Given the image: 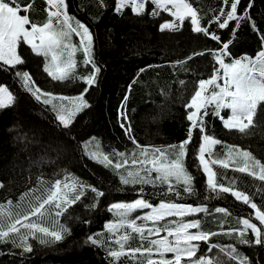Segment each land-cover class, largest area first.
I'll use <instances>...</instances> for the list:
<instances>
[{
	"label": "snow or ice",
	"instance_id": "1",
	"mask_svg": "<svg viewBox=\"0 0 264 264\" xmlns=\"http://www.w3.org/2000/svg\"><path fill=\"white\" fill-rule=\"evenodd\" d=\"M253 3L254 0H249L247 8L239 11L241 0H220V8L212 10V15L206 17L191 0H116L114 11L117 13L130 9L138 16L168 14L172 19L160 25L161 32H179L187 20L193 33L212 39L218 48L190 53L173 63L174 67L182 66L196 55H209L215 62L209 77L197 81L196 89L184 104L189 125L183 141L166 146L141 145L132 132L126 112H121L118 117L120 126L133 145L131 151L114 150L106 154L100 150L95 137L80 142L82 153L111 169L122 186H141L140 195L134 201L110 205L109 211L116 219L105 224L106 232H101L99 237L89 234L87 238L92 245L106 249L109 264H119L122 258H128L129 264H223L218 259L214 262L206 258V254L197 255L200 242L208 243L218 234L236 236L239 245L264 247V196L259 204L255 199L256 195L264 193V161L250 150L214 137L209 133L207 123L210 117H215L221 120L225 129L244 134L254 125L258 111L264 112V50L255 58L245 56L239 59L232 58L230 52L232 37L239 31L241 23L247 22L259 33L251 17ZM45 4L46 18L43 23H37L31 16L35 0H0V72H11L20 88L36 100L51 104L59 124L68 129L76 116L90 107L85 97L96 84L101 66L94 58L93 31L69 13L67 0H45ZM149 4L153 6L151 10ZM213 24L215 30H212ZM229 27L233 33L228 41H222L218 33ZM73 36L79 38L78 44L73 43ZM260 38L264 45V33H260ZM22 45L44 58L43 71L52 80H82L86 85L84 90L76 96L55 95L43 90L24 67L27 59ZM78 51L84 54L83 65L91 69L83 76L76 72ZM17 99L18 95L10 84L0 83V110L13 106ZM226 110L230 113L227 116L224 115ZM194 137H198V146L192 167L194 170L198 167L206 176V192L210 195L205 198L221 199L227 194L251 209L246 218L237 221L242 228L223 233L205 231L202 219L192 217L209 214L207 207L168 199L169 196L182 199L183 195H199L195 188L196 177L187 164ZM217 146L222 147V155L215 151ZM228 170L245 174L260 182V186L250 193L243 180L227 175ZM144 186L159 189L163 199L154 205L145 197ZM3 187L4 184L0 183V188ZM85 189L95 193L96 199L87 206L95 209L98 198L105 193L85 185L67 172L63 179L54 181L41 176L37 185L20 194L16 202L11 199L0 202V245L11 244L30 253L33 251L32 241L40 245L61 242L71 234V229L61 223L60 218L68 207L81 201ZM143 210L148 211L133 215ZM214 213L227 217L230 210L216 207ZM253 218L258 223L253 222ZM248 233L252 234L251 240L247 238ZM133 239L138 241V246L131 247ZM212 248L227 253L236 264H251L236 245L210 244L206 252H211Z\"/></svg>",
	"mask_w": 264,
	"mask_h": 264
},
{
	"label": "trees",
	"instance_id": "2",
	"mask_svg": "<svg viewBox=\"0 0 264 264\" xmlns=\"http://www.w3.org/2000/svg\"><path fill=\"white\" fill-rule=\"evenodd\" d=\"M191 2L206 17L221 6L220 0ZM67 3L69 13L93 31L94 58L101 66L96 84L86 95L90 107L79 113L71 127L65 129L59 124L51 104L46 105L25 92L11 72H0V83L10 84L18 95L13 106L0 110V183L4 184L0 188V202L7 199L16 202L20 194L37 185L39 177L54 181L63 179L65 172L105 194L98 198V207L92 209L87 206L96 199L95 193L85 189L81 201L67 208L60 220L71 229V234L61 242L40 245L32 241L33 251L30 253L11 244L0 245V264H109L106 249L92 245L87 238L89 234L99 237L101 232H106L105 224L116 219L109 211L110 205L134 201L140 195L141 186H122L111 169L82 153L80 142L95 137L100 150L106 154L114 150L131 151L133 145L120 126L118 117L121 112H126L132 132L141 145L166 146L183 141L189 125L184 104L196 89L197 81L208 78L215 64L209 55H196L182 66H173L190 53L218 48L217 42L193 33L187 20L179 32H161L160 25L172 19L166 13L155 17L147 13L138 16L130 9L117 13L114 11L116 0H67ZM248 4L249 0H241L238 10L243 11ZM152 7L148 5L149 10ZM250 12L259 33L247 22L241 23L239 31L232 37V58H255L264 50L260 38V33H264V0H254ZM31 16L37 23L44 22L45 0H35ZM215 29L213 24L212 30ZM232 33L233 29L229 27L218 34L222 41H228ZM73 37L79 42L78 37ZM22 51L27 59L24 67L43 90L55 95L76 96L86 87L82 80H52L43 71L44 58L33 54L26 45H22ZM76 55L83 61L82 52L78 51ZM90 70V66L79 63L76 72L83 76ZM224 115L229 112L226 110ZM207 123L211 135L229 145L250 150L264 161V112L258 111L254 125L244 134L225 129L221 120L215 117H210ZM197 146L198 137H194L187 164L196 177L195 188L199 195H183L182 199L169 196L168 199L207 207L209 214L192 217L202 219L205 231L223 233L242 228L237 221L246 218L251 209L227 194L221 199L205 198L210 195L206 192V176L198 167L195 170L192 167ZM227 175L243 180L250 193L260 186V182L245 174L228 170ZM144 195L154 205L163 199L160 190L151 186H144ZM261 196L264 193L255 197L258 204ZM216 207H228L230 215L225 217L214 213ZM253 222L258 223L254 218ZM247 238L251 240L252 234L248 233ZM130 243L131 247L138 246L136 239ZM210 244L236 245L251 264H264V247L239 245L236 236L223 234L212 236L208 243L201 242L197 255L206 254V258L214 262L218 259L223 264H236L218 248L206 252ZM119 264H129L128 258H122Z\"/></svg>",
	"mask_w": 264,
	"mask_h": 264
},
{
	"label": "rangeland",
	"instance_id": "3",
	"mask_svg": "<svg viewBox=\"0 0 264 264\" xmlns=\"http://www.w3.org/2000/svg\"><path fill=\"white\" fill-rule=\"evenodd\" d=\"M73 39V43H77L78 44V42L75 40V38L73 37L72 38ZM248 57H250V56H248ZM76 60H77V62H78V65H79V63H83V61L82 60H79L78 58H77V55H76ZM65 96V95H64ZM86 98V97H85ZM53 103L54 104H59V102L58 101H53ZM230 114V113H229ZM215 151L217 152V153H220L221 155L223 154V149L222 148H220V147H216V149H215ZM143 212H147V210H143L142 212H138V214H142ZM193 231H195V230H193ZM161 235H162V233H161ZM201 243V242H200Z\"/></svg>",
	"mask_w": 264,
	"mask_h": 264
},
{
	"label": "crops",
	"instance_id": "4",
	"mask_svg": "<svg viewBox=\"0 0 264 264\" xmlns=\"http://www.w3.org/2000/svg\"><path fill=\"white\" fill-rule=\"evenodd\" d=\"M143 214V213H142ZM142 214H137V215H142ZM138 223H142L141 221H138Z\"/></svg>",
	"mask_w": 264,
	"mask_h": 264
}]
</instances>
